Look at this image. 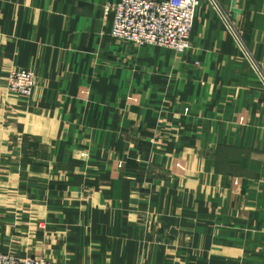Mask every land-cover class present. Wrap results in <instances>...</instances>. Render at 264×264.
Returning a JSON list of instances; mask_svg holds the SVG:
<instances>
[{"label":"crops","instance_id":"obj_1","mask_svg":"<svg viewBox=\"0 0 264 264\" xmlns=\"http://www.w3.org/2000/svg\"><path fill=\"white\" fill-rule=\"evenodd\" d=\"M115 1L0 0V252L264 264V0H200L184 52L115 41Z\"/></svg>","mask_w":264,"mask_h":264},{"label":"built area","instance_id":"obj_2","mask_svg":"<svg viewBox=\"0 0 264 264\" xmlns=\"http://www.w3.org/2000/svg\"><path fill=\"white\" fill-rule=\"evenodd\" d=\"M200 0H120L110 2L111 36L117 41L137 46H166L184 52L190 37ZM11 90L24 97L33 94L36 74L33 70H11L7 76ZM0 264H61L15 252H0Z\"/></svg>","mask_w":264,"mask_h":264},{"label":"rangeland","instance_id":"obj_3","mask_svg":"<svg viewBox=\"0 0 264 264\" xmlns=\"http://www.w3.org/2000/svg\"><path fill=\"white\" fill-rule=\"evenodd\" d=\"M29 70V69H28ZM31 70V69H30ZM8 76V75H7ZM36 258V257H35ZM40 259H43V258H40ZM50 261H55V260H50ZM55 262H59V261H55ZM59 263H61V262H59ZM61 264H63V263H61Z\"/></svg>","mask_w":264,"mask_h":264}]
</instances>
